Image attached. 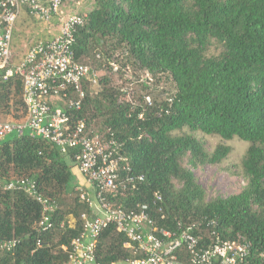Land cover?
Masks as SVG:
<instances>
[{
	"label": "trees",
	"instance_id": "16d2710c",
	"mask_svg": "<svg viewBox=\"0 0 264 264\" xmlns=\"http://www.w3.org/2000/svg\"><path fill=\"white\" fill-rule=\"evenodd\" d=\"M44 1L39 5L48 6ZM92 1L89 11L77 13L85 17L74 29L71 50L83 66L98 68L96 56H103L105 74L82 80L80 109L68 105L79 98L69 85L60 93L65 97L49 103L67 114L70 126L83 120L91 136L114 142L124 189L107 194V201L124 211L144 208L158 236L160 230H189L207 245L215 231L222 240H246L247 264H264V0ZM118 51L114 62L120 68L109 61ZM127 67L147 72L156 83L164 79L168 90L149 92L141 84L144 94L128 100L111 80ZM7 69H0V122L18 107L26 112L22 80L5 78ZM196 134L247 144L246 185L238 194L206 200L192 169L220 164L231 148L221 144L208 152ZM77 153L61 154L28 131L0 141V245L14 244L0 250V264H70L71 242L92 217L72 172ZM139 176L141 181L128 182ZM20 178L32 179L53 204L49 230L37 228L42 210L35 201L3 189ZM127 241L109 225L96 240L95 264L141 258L125 247ZM177 255L187 260L184 249Z\"/></svg>",
	"mask_w": 264,
	"mask_h": 264
},
{
	"label": "built area",
	"instance_id": "2783aa9c",
	"mask_svg": "<svg viewBox=\"0 0 264 264\" xmlns=\"http://www.w3.org/2000/svg\"><path fill=\"white\" fill-rule=\"evenodd\" d=\"M76 0H49L48 6L39 5L38 0H0V69L8 68L5 78L18 76L22 80V100L26 108L27 120L24 125L0 122V141L15 133L20 136L28 131L31 138H41L53 144L61 154L70 149H78L75 156L78 174L89 185L81 195L92 210V217L85 220L82 234L71 242L68 251L70 264H95V244L100 233L109 225H115L128 241L125 247L134 248V253L142 257L128 264H247L251 244L246 240H222L218 233L211 232L207 245L189 230L178 234L160 230L156 235L153 222L141 208L139 211H124L111 205L106 195L120 194L124 187L118 183V163L114 142H105L99 136H91L83 120L70 126L69 117L60 108H53L50 98L61 95L67 86H73L79 98L70 100L69 107L80 109L83 98L82 80L91 77L90 68L77 63L71 50L73 32L83 23L85 15L80 16L62 11L64 2ZM42 21L53 16L61 23L59 34L48 42L30 44L22 62L9 67L12 58L11 40L15 24L21 10ZM142 177H129L128 182L141 181ZM6 191H20L41 207L37 223L39 231L52 228L50 213L53 204L38 192L35 182L30 178H20L7 182ZM14 244L4 243L0 250H9ZM185 251L187 260L182 261L177 252Z\"/></svg>",
	"mask_w": 264,
	"mask_h": 264
},
{
	"label": "rangeland",
	"instance_id": "374dc122",
	"mask_svg": "<svg viewBox=\"0 0 264 264\" xmlns=\"http://www.w3.org/2000/svg\"><path fill=\"white\" fill-rule=\"evenodd\" d=\"M46 1L47 0L44 2ZM92 2V0H76V2L65 1L61 9L64 16L71 12L83 14L91 9ZM60 25L61 23L56 16H53L46 22L25 12V10H21L12 35V58L9 62V67L18 66L22 62L26 49L30 44L35 42H48L57 36ZM210 53H216L215 49L212 48ZM119 54L120 51L116 52L113 58H110L109 60L111 64H113L112 66H117L116 68L120 67L114 62V58ZM96 59L100 60L102 63L98 68L97 65H87L90 68L91 78L93 80H97L99 76L105 74V71L102 68L103 56H96ZM118 59H120V56ZM122 74V77H120L119 74L111 75L112 83L119 88L120 91L126 92L127 99L132 102L137 100V97L144 94V92L141 91V84L148 86L150 88L149 92L153 89L161 91L162 89L168 90L169 88L168 82L164 79L159 83H156L152 76L145 71H133L131 68L127 67L123 69ZM108 75L110 74L108 73ZM92 90L96 92V84L93 85ZM149 98L151 99V96ZM18 108L19 110L16 112L13 111L10 116L3 118V121L24 125L27 120L26 112L21 107ZM196 135L200 138L208 152H213L214 149L221 144L231 148V152L227 158L218 165L205 164L195 169L190 168L192 169L198 184L204 189L206 200L217 197L227 198L231 195L238 194L246 185V180L242 174V161L247 149V144L238 139L223 141L215 136ZM73 168L72 172L75 180L80 182L79 187L86 191L87 189L83 187V178L77 174L76 168Z\"/></svg>",
	"mask_w": 264,
	"mask_h": 264
},
{
	"label": "crops",
	"instance_id": "0c3cea01",
	"mask_svg": "<svg viewBox=\"0 0 264 264\" xmlns=\"http://www.w3.org/2000/svg\"><path fill=\"white\" fill-rule=\"evenodd\" d=\"M58 34H59V32H58ZM57 34V35H58ZM77 170V169H76ZM73 171V170H72ZM77 174H78V172H77ZM83 187H85L86 189H88V190H90V187H89V185L85 182V181H83Z\"/></svg>",
	"mask_w": 264,
	"mask_h": 264
}]
</instances>
